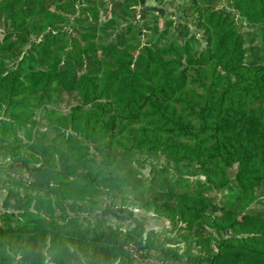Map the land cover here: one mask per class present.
<instances>
[{
    "label": "trees",
    "instance_id": "obj_1",
    "mask_svg": "<svg viewBox=\"0 0 264 264\" xmlns=\"http://www.w3.org/2000/svg\"><path fill=\"white\" fill-rule=\"evenodd\" d=\"M227 1L235 13L252 14L251 23L264 21V0ZM43 9L40 7L36 12ZM195 14L196 24L208 34L214 56L208 64L183 66L174 59L150 60L140 54L134 68L128 63H115L102 71L97 69L96 72H101L98 77L83 74L77 79L73 76L74 66L83 65L82 52L79 61L72 62L61 51L68 47L70 53V46L77 49L74 44L79 39L66 27L47 23L38 42L39 53L23 54L12 67L11 83L6 87L11 95L0 93V143L8 132L13 134L15 143L0 144V164L9 162L29 168L38 165L50 172L51 179L47 187L31 189L36 191L33 196L16 190L11 193L19 200L16 205H5L9 214L0 223V258L18 253L23 264H43V256L51 258L48 264H128V254L123 248L126 239L118 238L115 243L101 238L113 224L111 227L105 224L103 229L88 223L79 227L78 219L67 213L68 206L72 208L69 198L75 190L80 188L85 197L91 194L87 191L89 186L107 187V191L116 187V156L107 147L109 144L96 142L115 136L117 133H109V129L117 125L123 128L137 125L133 129L135 138L137 141L138 135L145 138L149 149L160 145L175 147L179 161L215 158L224 175L227 167L234 166L232 175L219 183V187L234 180L237 185L252 189L264 181V63L244 62V42L236 29L219 17L213 18L211 13L198 9ZM121 77L126 78L122 83L124 96L121 104L113 106L108 99L100 97L110 93L119 82L116 79ZM189 77L197 78V85L205 90L199 91L195 85L186 87ZM53 79L80 106L52 118L55 128L67 133L62 141L66 147L53 148L49 139L35 140L29 147L30 155H24L25 144L16 141L17 130L26 126L32 114L27 112L31 107L29 94L48 87ZM52 110L47 109L45 115ZM25 156L24 163L21 157ZM31 173L34 184L37 172L31 168ZM209 173L212 174L207 171V178L212 181ZM3 189L8 190L6 197H12L10 186L0 182V190ZM150 203L154 214L169 218L159 210L160 203ZM204 208L205 203L199 206V211ZM58 219L73 220L72 230L59 225ZM137 220L130 223L125 237L129 236L139 246L153 247L149 236L143 239V219ZM228 227L234 236L210 243L208 251L204 243L199 244L202 253L194 256L196 264H264V219L257 213L231 211ZM76 228L85 230L86 236ZM191 252L188 249L187 257ZM172 253L179 257L177 252Z\"/></svg>",
    "mask_w": 264,
    "mask_h": 264
},
{
    "label": "rangeland",
    "instance_id": "obj_2",
    "mask_svg": "<svg viewBox=\"0 0 264 264\" xmlns=\"http://www.w3.org/2000/svg\"><path fill=\"white\" fill-rule=\"evenodd\" d=\"M40 7L44 9L36 12ZM21 9L25 13H20ZM198 9L211 13L213 18L219 17L240 33L247 65L264 63V21L251 23L254 18L252 14L235 13L227 0H0V93L3 96L11 95L6 88L11 83V69L23 54L36 56L39 53L41 44L38 42L47 23L53 27H66L79 39L74 44L77 49L70 46V53L68 47L65 53L61 51L62 56L72 62H78V55L82 52L84 63L74 66L75 79L83 74L98 77L101 72H96L97 69L102 71L115 63H128L134 68L140 54L150 60L156 57L161 60L174 59L183 66L206 65L214 56L208 45V34L196 24L195 13ZM192 78L189 77L186 87L195 85V89L205 90L197 85V78ZM116 81L119 82L114 89L100 97L108 99L113 106L121 104L124 96L122 83L126 78H117ZM29 97L31 107L27 108V112L32 114L29 122L25 123L26 134L25 127L18 129L19 139L16 141L25 144L24 155H30L29 147L35 140L45 142L49 139L53 148H65L62 141L67 133L65 130L59 131L51 121L55 115L80 108L79 104L67 96L55 79L48 87L30 93ZM47 109L54 110L45 115ZM136 127L135 124L127 128L117 125L109 129V133H117L115 136L96 142L109 144L107 147L116 156L118 177L113 190L107 191V187L97 185L87 187V191L91 192L88 196H82L84 191H80V188L71 194L69 200L73 204L69 201L72 208L68 206L67 213L78 219L81 223L79 227L88 223L96 224V227L100 225L103 229L105 224L109 227L113 224L101 238L115 243H118V238L126 239L123 248L127 253L125 243L136 242L129 236L125 237V234L130 223L134 224L141 217L143 239L149 236L154 242V246L147 249L174 259V264H196L195 257L202 253L200 243H204L208 251L210 243L216 244L222 238L234 236L228 227L231 211L257 213L264 219V181L252 189L239 186L234 180L219 187V183L232 175L234 166L227 167L224 175L220 173V163L215 158L202 157L197 162L192 160L189 163L179 161L176 159L178 152L173 146L160 145L149 149L145 138L140 135L137 141L136 131L133 130ZM12 135L8 132L0 144H15ZM89 147L94 153V146ZM21 158L25 163L26 156ZM30 167L35 174L37 172L34 184H31V168L25 167L30 172L29 181H25L17 176L20 166L14 167L9 162L0 164V182L10 186V194L16 190L33 196L36 191L31 189L47 187L50 172L38 165ZM207 171L212 172L208 174L212 181L207 178ZM93 191L96 192L93 194ZM7 194L8 190H0L1 224L8 219L9 212L5 205H16V200H19L12 194V197H6ZM180 197L184 199L180 200ZM73 199L76 200L73 202ZM154 201L160 203L159 210L172 219L154 214L153 204L150 203ZM204 203V210L199 211V206ZM60 220L57 221L59 225L72 230L70 225L73 220ZM81 233L86 236L85 230H81ZM115 233L121 235L112 236ZM188 249L192 254L187 257ZM42 259L43 264L51 261L48 256ZM0 264H23V259L18 253H8L0 258Z\"/></svg>",
    "mask_w": 264,
    "mask_h": 264
},
{
    "label": "built area",
    "instance_id": "obj_3",
    "mask_svg": "<svg viewBox=\"0 0 264 264\" xmlns=\"http://www.w3.org/2000/svg\"><path fill=\"white\" fill-rule=\"evenodd\" d=\"M13 166L15 167L16 165L13 164ZM25 167L26 166H20V170L17 176L22 178L25 181H29L30 172ZM124 247L128 253V259H129L128 264H174L176 263L174 259H168V257H165L163 255L161 256L155 251H153V249H147V248L141 247L132 241H127Z\"/></svg>",
    "mask_w": 264,
    "mask_h": 264
},
{
    "label": "crops",
    "instance_id": "obj_4",
    "mask_svg": "<svg viewBox=\"0 0 264 264\" xmlns=\"http://www.w3.org/2000/svg\"><path fill=\"white\" fill-rule=\"evenodd\" d=\"M82 213V212H81ZM74 216V215H73Z\"/></svg>",
    "mask_w": 264,
    "mask_h": 264
}]
</instances>
